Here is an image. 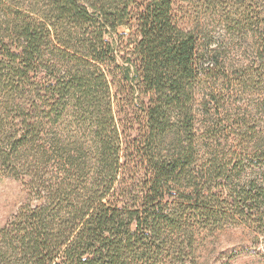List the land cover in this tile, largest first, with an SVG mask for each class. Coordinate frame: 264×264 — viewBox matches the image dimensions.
<instances>
[{
  "label": "trees",
  "instance_id": "obj_1",
  "mask_svg": "<svg viewBox=\"0 0 264 264\" xmlns=\"http://www.w3.org/2000/svg\"><path fill=\"white\" fill-rule=\"evenodd\" d=\"M256 1L0 0V176L26 192L0 264H196L260 214Z\"/></svg>",
  "mask_w": 264,
  "mask_h": 264
},
{
  "label": "rangeland",
  "instance_id": "obj_2",
  "mask_svg": "<svg viewBox=\"0 0 264 264\" xmlns=\"http://www.w3.org/2000/svg\"><path fill=\"white\" fill-rule=\"evenodd\" d=\"M251 1L253 7L257 6L256 0ZM182 27L186 28L187 24L183 23ZM231 55L228 54L229 58H232ZM261 86L259 81L248 83L245 98L252 124L258 125L257 132L264 134V92ZM255 153L256 150H253L249 155L252 169L246 178L257 177L259 183L264 185V169L259 163L262 160ZM253 165L259 169H253ZM25 202L26 192L21 183L0 176V228ZM244 213L245 223L239 219L230 220L219 227L212 237L207 238L198 249L196 264H264V202L260 205L259 215L253 210L252 203L247 204Z\"/></svg>",
  "mask_w": 264,
  "mask_h": 264
}]
</instances>
